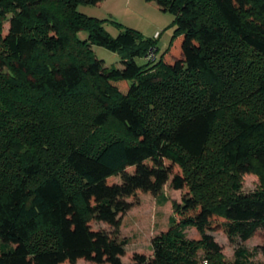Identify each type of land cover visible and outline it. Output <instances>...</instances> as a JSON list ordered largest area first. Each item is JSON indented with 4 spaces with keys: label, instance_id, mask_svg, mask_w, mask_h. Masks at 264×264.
<instances>
[{
    "label": "trees",
    "instance_id": "16d2710c",
    "mask_svg": "<svg viewBox=\"0 0 264 264\" xmlns=\"http://www.w3.org/2000/svg\"><path fill=\"white\" fill-rule=\"evenodd\" d=\"M103 1L0 0V264H249L211 233L264 232V0H145L174 18L155 64L158 39L78 10ZM167 183L186 190L167 230L122 262L127 199Z\"/></svg>",
    "mask_w": 264,
    "mask_h": 264
},
{
    "label": "rangeland",
    "instance_id": "374dc122",
    "mask_svg": "<svg viewBox=\"0 0 264 264\" xmlns=\"http://www.w3.org/2000/svg\"><path fill=\"white\" fill-rule=\"evenodd\" d=\"M78 10L88 16H93L105 20L103 27L112 37L119 33V27H127L138 30L148 36L160 33L157 40L159 54L165 52L169 41L173 35V15L161 11L154 2L145 0H104L99 7L80 5ZM5 30L8 24H4ZM78 36L86 38L84 32ZM94 53L98 59L104 61L107 67L122 68L121 60L114 52L101 47L93 46ZM138 64H143L141 59ZM120 182L119 177L112 179ZM258 186V177L252 174L242 176V191L252 192ZM186 190H175L165 184L159 195L151 193L137 192L134 196L127 199L131 206L127 212L120 215L119 239L125 241L124 255L121 261L127 263L133 254L141 253L151 256L153 253L152 241L155 237L166 231L169 225V218L173 214V202H181L183 193ZM91 225L95 229L110 231L111 228L103 222L92 220ZM187 237L192 238L196 235L194 229L186 232ZM222 248L225 261L233 259L234 250L238 246H245L254 255L249 264H264V252L260 249L254 250L255 246L264 245V232H259L245 242H229L226 235L222 232L211 233ZM76 264H89L84 260L77 261Z\"/></svg>",
    "mask_w": 264,
    "mask_h": 264
},
{
    "label": "built area",
    "instance_id": "2783aa9c",
    "mask_svg": "<svg viewBox=\"0 0 264 264\" xmlns=\"http://www.w3.org/2000/svg\"><path fill=\"white\" fill-rule=\"evenodd\" d=\"M160 36V33L156 32L153 36V38L158 39ZM160 58L159 54V48L157 44L150 45L146 51L144 52L142 59L150 64H155Z\"/></svg>",
    "mask_w": 264,
    "mask_h": 264
},
{
    "label": "crops",
    "instance_id": "0c3cea01",
    "mask_svg": "<svg viewBox=\"0 0 264 264\" xmlns=\"http://www.w3.org/2000/svg\"><path fill=\"white\" fill-rule=\"evenodd\" d=\"M142 33V32H141ZM143 35H145V36H147V37H152V36H148V35H146V34H144V33H142Z\"/></svg>",
    "mask_w": 264,
    "mask_h": 264
}]
</instances>
